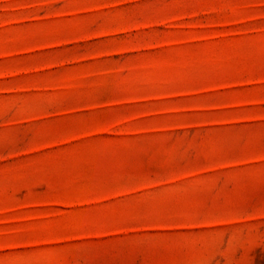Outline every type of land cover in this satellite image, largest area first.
<instances>
[{"label":"rangeland","instance_id":"1","mask_svg":"<svg viewBox=\"0 0 264 264\" xmlns=\"http://www.w3.org/2000/svg\"><path fill=\"white\" fill-rule=\"evenodd\" d=\"M0 264H264V0H0Z\"/></svg>","mask_w":264,"mask_h":264}]
</instances>
